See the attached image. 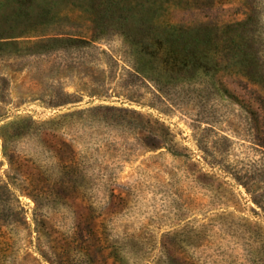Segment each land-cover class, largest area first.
<instances>
[{"label": "rangeland", "instance_id": "374dc122", "mask_svg": "<svg viewBox=\"0 0 264 264\" xmlns=\"http://www.w3.org/2000/svg\"><path fill=\"white\" fill-rule=\"evenodd\" d=\"M0 264H264V0H0Z\"/></svg>", "mask_w": 264, "mask_h": 264}, {"label": "trees", "instance_id": "16d2710c", "mask_svg": "<svg viewBox=\"0 0 264 264\" xmlns=\"http://www.w3.org/2000/svg\"><path fill=\"white\" fill-rule=\"evenodd\" d=\"M155 50V55L160 57L163 62L169 66L176 65V60L174 61V57L176 56L175 51L167 40L161 38L156 44Z\"/></svg>", "mask_w": 264, "mask_h": 264}]
</instances>
